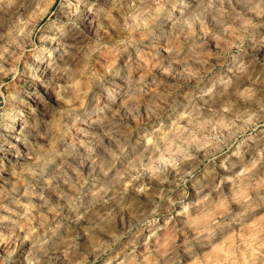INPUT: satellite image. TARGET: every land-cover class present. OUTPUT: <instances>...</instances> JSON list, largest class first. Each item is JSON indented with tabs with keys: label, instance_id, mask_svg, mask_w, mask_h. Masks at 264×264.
I'll use <instances>...</instances> for the list:
<instances>
[{
	"label": "clouds",
	"instance_id": "1",
	"mask_svg": "<svg viewBox=\"0 0 264 264\" xmlns=\"http://www.w3.org/2000/svg\"><path fill=\"white\" fill-rule=\"evenodd\" d=\"M0 264H264V0H0Z\"/></svg>",
	"mask_w": 264,
	"mask_h": 264
}]
</instances>
